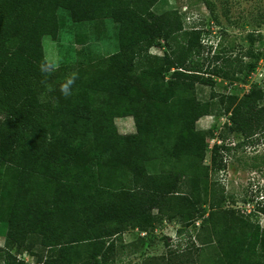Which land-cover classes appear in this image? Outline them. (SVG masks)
<instances>
[{"label": "trees", "instance_id": "1", "mask_svg": "<svg viewBox=\"0 0 264 264\" xmlns=\"http://www.w3.org/2000/svg\"><path fill=\"white\" fill-rule=\"evenodd\" d=\"M157 1L0 0L5 245L21 249L35 240L50 250L42 264H115L124 232L147 237L155 223L177 221L184 224L180 234L206 203L210 212L199 228L209 227L213 264H264V230L222 211L224 188L207 181L224 170L221 151L229 148L214 144L208 151L212 131L196 128L211 106L197 99L195 86H213L209 70L194 61L204 49L203 31L186 27L178 10L153 14ZM60 12L74 24L92 23L94 34L111 21L117 51L42 74V40H57L65 23ZM155 45L165 46L161 56L150 53ZM73 71L79 78L65 97L60 84ZM263 100L264 91L251 89L227 108L230 130L247 143L264 130ZM125 117L134 133L117 130L115 119ZM191 250L166 261L198 264ZM2 252L0 264H18Z\"/></svg>", "mask_w": 264, "mask_h": 264}, {"label": "rangeland", "instance_id": "2", "mask_svg": "<svg viewBox=\"0 0 264 264\" xmlns=\"http://www.w3.org/2000/svg\"><path fill=\"white\" fill-rule=\"evenodd\" d=\"M206 1L210 2V9L205 6ZM170 10L183 14L186 27L195 26L203 31L201 44L204 49L194 61L203 65V70H209L205 76L211 78L213 86H195L197 99L211 106L209 115L200 118L196 128L212 131V136L208 137V151L214 144L229 148L221 151L224 170L210 172L207 181L224 188L222 211L233 210L236 217L248 220L263 231L264 130L253 137V143H247L243 136L230 130L227 108L232 100L237 103L251 89L264 91V0H158L151 8L155 15ZM59 16L65 23L57 40L47 36L42 40L49 64L68 68L77 62L106 57L117 51L116 29L111 21H106L105 32L100 35L91 33L92 23L74 24L63 12ZM79 34L83 35L79 38L83 42L78 41ZM157 46H153L150 53L161 56L165 46ZM260 104L264 107V100ZM114 122L121 134L135 132L130 117L117 118ZM209 158L207 152L205 164H209ZM152 166L148 165L149 172L154 169ZM200 210L194 222L180 234L177 230L184 224L177 221L155 223L147 237L137 230H127L116 242L115 264H168L166 259L172 252L191 250L192 246L197 248L191 251L198 264H213L217 250L211 242L209 227L199 228L210 210L206 203ZM6 226L5 222L0 224V249L4 259L15 260L18 264H42L50 250L32 239L21 249L5 245Z\"/></svg>", "mask_w": 264, "mask_h": 264}, {"label": "clouds", "instance_id": "3", "mask_svg": "<svg viewBox=\"0 0 264 264\" xmlns=\"http://www.w3.org/2000/svg\"><path fill=\"white\" fill-rule=\"evenodd\" d=\"M58 65L55 63L49 64V62H42L39 70L42 74L50 75L57 69ZM79 78V74L75 71L69 73L60 84V92L65 97L72 94V86L75 84V81Z\"/></svg>", "mask_w": 264, "mask_h": 264}, {"label": "built area", "instance_id": "4", "mask_svg": "<svg viewBox=\"0 0 264 264\" xmlns=\"http://www.w3.org/2000/svg\"><path fill=\"white\" fill-rule=\"evenodd\" d=\"M141 236H145V233H140Z\"/></svg>", "mask_w": 264, "mask_h": 264}]
</instances>
